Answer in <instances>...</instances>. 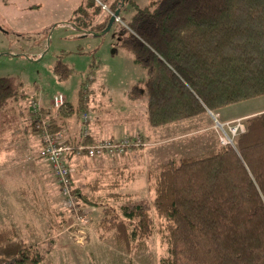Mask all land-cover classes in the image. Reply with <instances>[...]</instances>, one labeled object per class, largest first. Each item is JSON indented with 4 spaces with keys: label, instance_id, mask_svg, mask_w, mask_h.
Returning a JSON list of instances; mask_svg holds the SVG:
<instances>
[{
    "label": "rangeland",
    "instance_id": "rangeland-1",
    "mask_svg": "<svg viewBox=\"0 0 264 264\" xmlns=\"http://www.w3.org/2000/svg\"><path fill=\"white\" fill-rule=\"evenodd\" d=\"M155 1L131 0L119 13L120 22L96 36L101 25L106 28L108 24L107 11L90 8L87 16L96 18L87 20L83 13L74 16L68 12L91 0H0V78H14L25 95L0 114V229L13 230L18 241L43 256L41 264H161L166 245L159 229L165 223L153 210V234L139 244L131 243L129 249L101 221L119 215L128 205H151L163 166L215 152L222 147L217 124L264 107L261 97L216 114L207 111L213 121L203 114L162 128L149 127L145 99L131 94L134 87L143 89L146 73L121 46V40L135 9L150 7ZM69 21L93 34L82 35L75 26L59 25ZM58 63L69 71L65 80L57 79L53 72ZM89 77L91 82H87ZM84 82L89 86L84 91L85 107L67 118H78L80 123V115L86 112L111 132L113 141L138 131L146 146L121 158L90 159L71 153L73 205L67 206L49 166L38 156L40 143L36 146L31 136L35 127L28 111L31 103L42 107L56 94H62L75 109ZM59 113L52 123L58 120L55 123L64 132ZM208 123L212 130L194 132ZM82 140L79 134L74 143H66L76 149ZM73 190L80 196L75 198Z\"/></svg>",
    "mask_w": 264,
    "mask_h": 264
},
{
    "label": "trees",
    "instance_id": "trees-1",
    "mask_svg": "<svg viewBox=\"0 0 264 264\" xmlns=\"http://www.w3.org/2000/svg\"><path fill=\"white\" fill-rule=\"evenodd\" d=\"M91 2L73 15L95 19L87 11L100 8ZM100 2H110L112 13L126 5L122 0ZM135 10L121 46L146 73L143 89L134 87L131 94L145 99L149 127L184 122L207 111L216 114L264 97V0H156ZM75 24L60 25L93 34ZM101 26L99 31L105 28ZM53 72L59 80L68 78L62 64ZM85 83L77 107L66 101L60 120L84 109ZM19 87L14 78H0V114L10 102L25 98ZM44 110L41 107V115ZM55 122L52 129H60ZM244 124L235 148L222 146L200 159L168 162L156 179L151 205L125 206L119 215L104 218L101 226L129 249L153 234V210L165 223L159 229L166 245L161 264H264V113ZM87 138L84 144L91 145ZM73 195L79 197V191ZM42 261L13 230L0 229V264Z\"/></svg>",
    "mask_w": 264,
    "mask_h": 264
},
{
    "label": "built area",
    "instance_id": "built-area-1",
    "mask_svg": "<svg viewBox=\"0 0 264 264\" xmlns=\"http://www.w3.org/2000/svg\"><path fill=\"white\" fill-rule=\"evenodd\" d=\"M95 1L97 5H99L98 7L101 11H107L110 16L113 15L106 5L100 1ZM114 22H120L119 17H115ZM92 80L93 78L89 77L87 82H91ZM87 82L84 84L85 90L89 87ZM65 104L66 98L62 94H56L51 98L46 113L40 114L41 107L39 103L36 102L31 103L29 112L40 139L38 156L49 166L53 176L61 187L62 195L67 200V206H72L73 201L71 200L70 191L71 172L70 165L68 164V156L71 155V153L74 152L76 156L82 155L90 159L101 157L121 158L133 150L144 148L146 142H144L139 135H133L119 141L105 139L91 145H86L83 140L89 137V126L92 122V118L86 112H83L80 115V138L83 140L76 149H73L66 143L64 132L61 129H52V122L56 118V113L61 110ZM217 127L221 131L219 141L222 146H233L232 143L234 138L245 132V124L241 120L226 123L224 125L217 124Z\"/></svg>",
    "mask_w": 264,
    "mask_h": 264
},
{
    "label": "crops",
    "instance_id": "crops-1",
    "mask_svg": "<svg viewBox=\"0 0 264 264\" xmlns=\"http://www.w3.org/2000/svg\"><path fill=\"white\" fill-rule=\"evenodd\" d=\"M38 6V5H37ZM76 9L74 8H70L69 9V13L70 14H73V12L75 11ZM69 15V14H68ZM69 17V16H68ZM71 19V18H70ZM69 19V20H70ZM63 22H60V24H62ZM65 23V22H64ZM37 98V97H36ZM259 100V99H258ZM251 101H255V100H251ZM250 102V101H249ZM243 103V102H242ZM41 106L43 107V109H47L49 104L48 103H43L41 104ZM264 113V107L263 108H260L258 110H254V111H249L247 113H244V114H239V115H236L234 117H231V118H227L223 121L222 124L224 123H227V122H230V121H233V120H237V119H247V118H250V117H253V116H256V115H259V114H262ZM28 115H29V112H28ZM218 115V114H217ZM217 115L215 116V118H217ZM203 116H208L209 120H212L211 118V115H208V114H204ZM30 117V115H29ZM29 117H28V120H29ZM213 121V120H212ZM62 123V126L63 127L62 129L64 130V133H65V137H66V140L70 141V142H75L76 139H77V136L80 134V123H79V120L78 118L72 120L71 118H64L62 119V121H60ZM209 126V127H208ZM208 126L205 127V128H199L198 130H194L195 133H201L202 131H205V130H212V126L209 125L208 123ZM110 131H108L106 129V127L101 124L98 119H92V122L90 123V126H89V137L87 138V141H89L88 143H95L97 141H100V140H105V139H112L113 136H110ZM133 135H139L140 137H142L138 131H136L135 133L133 134H130V135H124L122 138H119V140L125 138V137H128V136H133ZM32 138L35 140L36 142V146H37V142L39 143V141L37 140V135L32 134L31 135ZM144 137V136H143ZM146 139V138H145ZM119 140H116V141H119ZM144 140V139H143ZM39 145V144H38ZM135 151V150H133ZM131 151V152H133ZM124 157V156H123ZM102 158V157H101Z\"/></svg>",
    "mask_w": 264,
    "mask_h": 264
},
{
    "label": "water",
    "instance_id": "water-1",
    "mask_svg": "<svg viewBox=\"0 0 264 264\" xmlns=\"http://www.w3.org/2000/svg\"><path fill=\"white\" fill-rule=\"evenodd\" d=\"M127 1H128V0H122L123 5H124V3H126ZM119 13H120L119 10L115 11V12L113 13V15L109 18V20H108V24H107L106 28H105L104 30H102L101 32L95 33L94 35H96V36H102V35L106 34V33L109 31L111 25L113 24V22H114V18H115V17H118V16H119Z\"/></svg>",
    "mask_w": 264,
    "mask_h": 264
},
{
    "label": "bare ground",
    "instance_id": "bare-ground-1",
    "mask_svg": "<svg viewBox=\"0 0 264 264\" xmlns=\"http://www.w3.org/2000/svg\"><path fill=\"white\" fill-rule=\"evenodd\" d=\"M238 137V136H237Z\"/></svg>",
    "mask_w": 264,
    "mask_h": 264
}]
</instances>
